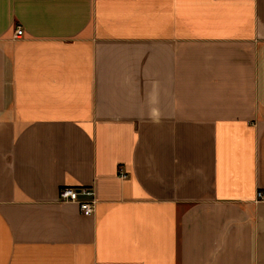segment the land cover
Segmentation results:
<instances>
[{"label": "crops", "instance_id": "obj_1", "mask_svg": "<svg viewBox=\"0 0 264 264\" xmlns=\"http://www.w3.org/2000/svg\"><path fill=\"white\" fill-rule=\"evenodd\" d=\"M258 191L264 0H0V264H264Z\"/></svg>", "mask_w": 264, "mask_h": 264}, {"label": "built area", "instance_id": "obj_2", "mask_svg": "<svg viewBox=\"0 0 264 264\" xmlns=\"http://www.w3.org/2000/svg\"><path fill=\"white\" fill-rule=\"evenodd\" d=\"M23 29L17 27L16 36L21 37ZM257 199L263 200L264 193L258 191ZM58 201L60 203H76L84 216H93L96 211L97 200L91 187H68L63 186L59 190Z\"/></svg>", "mask_w": 264, "mask_h": 264}, {"label": "clouds", "instance_id": "obj_3", "mask_svg": "<svg viewBox=\"0 0 264 264\" xmlns=\"http://www.w3.org/2000/svg\"><path fill=\"white\" fill-rule=\"evenodd\" d=\"M157 115H158L157 110H156V109H153V111H152V116H153V117H156Z\"/></svg>", "mask_w": 264, "mask_h": 264}]
</instances>
